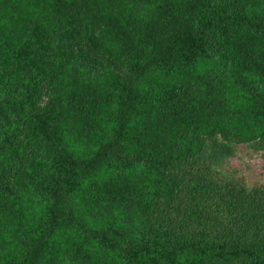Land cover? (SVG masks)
Listing matches in <instances>:
<instances>
[{
    "label": "trees",
    "instance_id": "16d2710c",
    "mask_svg": "<svg viewBox=\"0 0 264 264\" xmlns=\"http://www.w3.org/2000/svg\"><path fill=\"white\" fill-rule=\"evenodd\" d=\"M215 133L264 138V0H0V264H264V185L220 237L162 210Z\"/></svg>",
    "mask_w": 264,
    "mask_h": 264
},
{
    "label": "rangeland",
    "instance_id": "374dc122",
    "mask_svg": "<svg viewBox=\"0 0 264 264\" xmlns=\"http://www.w3.org/2000/svg\"><path fill=\"white\" fill-rule=\"evenodd\" d=\"M48 94L43 93L40 103L44 104ZM202 144L193 163V169H206L215 173L214 190L197 207L188 202L182 191L173 208H163L172 222L188 226L201 225L220 237L229 224L247 227L245 219L239 217L234 202L225 190L230 185L245 191H259L264 185V138L250 142H237L222 134L200 137Z\"/></svg>",
    "mask_w": 264,
    "mask_h": 264
}]
</instances>
